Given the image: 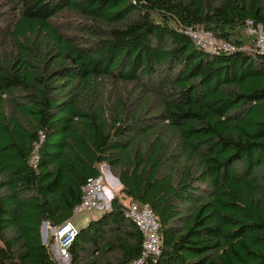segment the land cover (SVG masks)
Masks as SVG:
<instances>
[{
	"label": "trees",
	"instance_id": "1",
	"mask_svg": "<svg viewBox=\"0 0 264 264\" xmlns=\"http://www.w3.org/2000/svg\"><path fill=\"white\" fill-rule=\"evenodd\" d=\"M264 0H0V264H58L43 224L71 220L107 164L122 185L70 264H264ZM205 28L241 48L208 52ZM253 45L252 49L247 44ZM45 135L37 166L35 142Z\"/></svg>",
	"mask_w": 264,
	"mask_h": 264
},
{
	"label": "built area",
	"instance_id": "2",
	"mask_svg": "<svg viewBox=\"0 0 264 264\" xmlns=\"http://www.w3.org/2000/svg\"><path fill=\"white\" fill-rule=\"evenodd\" d=\"M195 43L208 52H233L238 49L231 42L218 38L214 33L205 28H187L184 30ZM246 33L253 37L254 51L264 54V24L255 19H248L246 22ZM45 135L41 132L39 139L35 142L32 164L37 166L40 159L39 150L43 144ZM108 172L102 175L90 177L82 187L83 195L81 201L74 207V213L83 211H95L104 213L111 210L112 202L116 196V187L106 185ZM125 214L134 221L143 235V244L140 255L129 264H151V260L162 252V238L160 234L161 224L154 211L148 204H142L131 200L126 208ZM78 228L71 220H68L53 229V236L56 242L57 254L61 257H70L69 248L75 241Z\"/></svg>",
	"mask_w": 264,
	"mask_h": 264
},
{
	"label": "crops",
	"instance_id": "3",
	"mask_svg": "<svg viewBox=\"0 0 264 264\" xmlns=\"http://www.w3.org/2000/svg\"><path fill=\"white\" fill-rule=\"evenodd\" d=\"M103 167L106 168V169H107V172H108V173H107L108 176H107V179H106V184H108V185L113 184V186L116 187V188H115V189H116V194H119V195L122 197L123 194L120 193V190H121V188H122V185H121L120 180H119L117 177L114 176V174L112 173L110 167H109L107 164H103V165H102V167H101V171H102V172H103ZM130 201H131L130 198H127V197H126V199H124V203H125V204H128ZM91 212H92V211H91ZM93 212H95V211H93ZM100 215H101V213L96 212V216H94L92 219H96V218H98ZM92 219H91V220H92ZM88 223H89V222H88ZM86 226H87V225H86ZM84 227H85V226H84ZM80 228H82V227H80ZM78 229H79V228H78ZM43 230H44V229H43ZM47 239H48V236H47V238H46V240H45L44 242H47ZM50 248H51V250H52V252H53V255H54L55 259L57 260V263H58V264H70V257H68V258H64V257H61V256H59V255L57 254V247H56L55 239H54V241L52 242V244L50 245Z\"/></svg>",
	"mask_w": 264,
	"mask_h": 264
},
{
	"label": "rangeland",
	"instance_id": "4",
	"mask_svg": "<svg viewBox=\"0 0 264 264\" xmlns=\"http://www.w3.org/2000/svg\"><path fill=\"white\" fill-rule=\"evenodd\" d=\"M252 37V36H251ZM252 39H253V37H252ZM247 48H249V49H252L253 48V45L252 44H250V43H248L247 45ZM106 172L107 171V169L106 168H104L103 167V172ZM106 183V182H105ZM106 185H108V184H106ZM94 216H96V212H91V211H83V212H81V213H77V214H75L74 215V217L71 219V221L74 223V225L77 227V228H80V227H84V226H86L87 224H88V222H90V220L94 217ZM48 223V222H47ZM44 225V224H43ZM53 229H56V226H53V225H50L49 223H48V225H47V231H48V233H47V236H49V234L50 235H52V233H53Z\"/></svg>",
	"mask_w": 264,
	"mask_h": 264
},
{
	"label": "water",
	"instance_id": "5",
	"mask_svg": "<svg viewBox=\"0 0 264 264\" xmlns=\"http://www.w3.org/2000/svg\"><path fill=\"white\" fill-rule=\"evenodd\" d=\"M47 225H48V223L47 222H45L44 223V225H43V241H45L46 240V238H47V233H48V231H47Z\"/></svg>",
	"mask_w": 264,
	"mask_h": 264
}]
</instances>
